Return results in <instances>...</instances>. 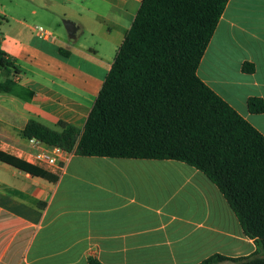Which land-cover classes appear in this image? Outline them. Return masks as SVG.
<instances>
[{
    "label": "crops",
    "instance_id": "crops-1",
    "mask_svg": "<svg viewBox=\"0 0 264 264\" xmlns=\"http://www.w3.org/2000/svg\"><path fill=\"white\" fill-rule=\"evenodd\" d=\"M140 2L17 3H29L30 17L48 14L49 27L64 19L76 32L42 38L22 18L0 26V51L19 72L9 78L33 92L30 100L0 92V152L20 159L29 120L83 127ZM84 33L100 42L70 41ZM196 74L264 136V111L247 109L249 98L264 104V0H228ZM57 177L49 182L0 162V264H87L89 256L101 264H198L213 254L255 253L219 190L183 163L71 155Z\"/></svg>",
    "mask_w": 264,
    "mask_h": 264
},
{
    "label": "trees",
    "instance_id": "trees-1",
    "mask_svg": "<svg viewBox=\"0 0 264 264\" xmlns=\"http://www.w3.org/2000/svg\"><path fill=\"white\" fill-rule=\"evenodd\" d=\"M228 0H141L82 128L35 120L21 137L80 157L172 160L195 168L222 194L256 247L247 257L213 254L198 264H264V136L196 74ZM0 51V92L30 100ZM243 64L242 71L252 73ZM252 114L263 101L249 98ZM0 162L49 182L57 176L0 152ZM87 264H101L94 256Z\"/></svg>",
    "mask_w": 264,
    "mask_h": 264
},
{
    "label": "built area",
    "instance_id": "built-area-1",
    "mask_svg": "<svg viewBox=\"0 0 264 264\" xmlns=\"http://www.w3.org/2000/svg\"><path fill=\"white\" fill-rule=\"evenodd\" d=\"M34 31L42 38L50 36V33L41 27L34 28ZM25 141L26 148L18 152L20 159L56 176L63 171L70 156L73 155L72 152L45 144L35 138L25 139Z\"/></svg>",
    "mask_w": 264,
    "mask_h": 264
},
{
    "label": "rangeland",
    "instance_id": "rangeland-1",
    "mask_svg": "<svg viewBox=\"0 0 264 264\" xmlns=\"http://www.w3.org/2000/svg\"><path fill=\"white\" fill-rule=\"evenodd\" d=\"M18 2H21V0H0V11H4L5 15L7 16L5 18L3 15H0V26L6 23L11 24L14 18H22V20H25L26 23L31 28L41 27L48 33L60 32L62 33V35L67 37L63 24V22L65 21L64 19L59 20L58 22L59 28L49 27L47 24H51L53 20L49 17L48 14H43L40 10H38V14L37 16H35V18L30 17L29 3L26 5L25 3H23L22 6H24V8H21L20 6L17 5ZM70 41H72V43H74L75 45H81L83 48H85L86 46L95 47V44L100 42V38L96 36L95 37L90 36L88 33H84L83 35H79L77 40H70ZM0 80H2V77H0ZM86 102H89L88 103L89 105L91 104L90 101H86Z\"/></svg>",
    "mask_w": 264,
    "mask_h": 264
},
{
    "label": "water",
    "instance_id": "water-1",
    "mask_svg": "<svg viewBox=\"0 0 264 264\" xmlns=\"http://www.w3.org/2000/svg\"><path fill=\"white\" fill-rule=\"evenodd\" d=\"M63 24H64V28H65L68 38L74 39L75 32H76V26L70 21H64Z\"/></svg>",
    "mask_w": 264,
    "mask_h": 264
}]
</instances>
